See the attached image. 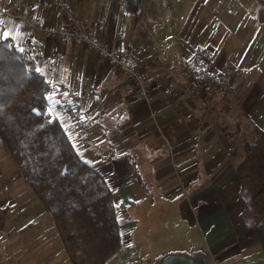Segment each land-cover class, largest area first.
Returning a JSON list of instances; mask_svg holds the SVG:
<instances>
[{
    "label": "crops",
    "instance_id": "obj_1",
    "mask_svg": "<svg viewBox=\"0 0 264 264\" xmlns=\"http://www.w3.org/2000/svg\"><path fill=\"white\" fill-rule=\"evenodd\" d=\"M70 1L97 39L133 53L147 99L112 62L50 33L63 22L52 0H0L40 26L0 17V33L19 47L30 44L49 91L70 94L82 112L83 134L60 106L47 110L112 192L120 247L105 264H143L145 244L157 247L160 261L179 255L204 264H264V228L241 221L237 175L243 144L264 132L260 2L141 0L134 12L122 0ZM201 49L215 68L239 71L226 91L191 79L184 63ZM0 264H72L53 217L1 137Z\"/></svg>",
    "mask_w": 264,
    "mask_h": 264
},
{
    "label": "trees",
    "instance_id": "obj_2",
    "mask_svg": "<svg viewBox=\"0 0 264 264\" xmlns=\"http://www.w3.org/2000/svg\"><path fill=\"white\" fill-rule=\"evenodd\" d=\"M258 1L259 21L264 22V0ZM122 2L126 10L137 12L141 0ZM31 49L30 44L19 47L0 40V137L53 217L71 263L105 264L120 247L112 192L76 152L59 120L49 118L51 84L38 71V53ZM242 150L237 168L240 219L247 227L263 229L264 132Z\"/></svg>",
    "mask_w": 264,
    "mask_h": 264
},
{
    "label": "built area",
    "instance_id": "obj_3",
    "mask_svg": "<svg viewBox=\"0 0 264 264\" xmlns=\"http://www.w3.org/2000/svg\"><path fill=\"white\" fill-rule=\"evenodd\" d=\"M63 17V22L58 27L50 30V33L62 39L82 43L85 47L98 56L112 62L118 69L131 80L135 92L141 98L147 99L150 95L147 79L139 70L133 53L129 50H116L96 38L78 19L73 3L70 0H52ZM0 17H19L32 29H39L36 20L29 19L26 13L18 12L13 7L0 5ZM156 29L155 24L151 30ZM190 77L194 83L204 84L207 88L224 92L228 89L231 78L237 77V69H217L213 65L211 53L208 50H198L189 64ZM49 105L60 106L68 118L69 123L81 134L86 129L84 119L74 98L64 91H49L47 93Z\"/></svg>",
    "mask_w": 264,
    "mask_h": 264
},
{
    "label": "rangeland",
    "instance_id": "obj_4",
    "mask_svg": "<svg viewBox=\"0 0 264 264\" xmlns=\"http://www.w3.org/2000/svg\"><path fill=\"white\" fill-rule=\"evenodd\" d=\"M258 187V186H257ZM160 211H156V215L159 217L160 216ZM162 212V211H161ZM122 217V216H121ZM139 219V223L141 222V226H140V229H144V230H147L145 227H144V224L142 223V216H139L138 217ZM145 234H147V232H145ZM146 242V240H144ZM153 245H154V242H153ZM145 246V255L141 256V259L143 261V264H158L159 261L161 260L162 256H159V255H156V249L157 247L156 246H152V247H149V245L147 246V244L144 245ZM116 253H114L109 259V263H111V261L113 260V257H115Z\"/></svg>",
    "mask_w": 264,
    "mask_h": 264
},
{
    "label": "water",
    "instance_id": "obj_5",
    "mask_svg": "<svg viewBox=\"0 0 264 264\" xmlns=\"http://www.w3.org/2000/svg\"><path fill=\"white\" fill-rule=\"evenodd\" d=\"M158 264H204V262L201 259L171 255L166 259L159 261Z\"/></svg>",
    "mask_w": 264,
    "mask_h": 264
},
{
    "label": "snow or ice",
    "instance_id": "obj_6",
    "mask_svg": "<svg viewBox=\"0 0 264 264\" xmlns=\"http://www.w3.org/2000/svg\"><path fill=\"white\" fill-rule=\"evenodd\" d=\"M8 35L9 34H7V33H0V40L7 39Z\"/></svg>",
    "mask_w": 264,
    "mask_h": 264
}]
</instances>
